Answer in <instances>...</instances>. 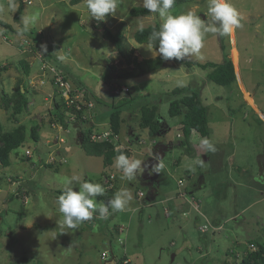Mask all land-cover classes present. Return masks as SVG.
<instances>
[{
    "label": "rangeland",
    "instance_id": "obj_1",
    "mask_svg": "<svg viewBox=\"0 0 264 264\" xmlns=\"http://www.w3.org/2000/svg\"><path fill=\"white\" fill-rule=\"evenodd\" d=\"M231 2L242 17L243 27L235 34L246 88L238 77L233 84L219 85L208 78L211 67L194 64V61L220 63L224 55L222 44L229 53V37L221 41L212 34L207 35L199 58L170 60L176 65L164 62L167 65L164 72L124 75L125 58L144 62L153 57L148 43H139L134 38L139 25L161 24L158 15L130 14L132 7L142 6V0H120L116 16L109 15L103 22L89 16L85 0L74 5L70 0H32L31 4H23L19 20L15 14L20 1L0 0V19L12 27L0 26V122L4 130H12L18 124L27 126L25 142L10 154L11 164L0 165V264H102L101 254L105 250L109 255L105 264H112V251L118 257L127 253L132 264H224L228 254L230 261L238 264L249 243L264 244V178L259 177L258 165V156L264 152V113L260 112V117L245 101L246 98L253 104V98L264 112V0ZM189 10L206 19V0L175 5L173 14ZM33 17L26 29L23 20ZM97 24L114 33L123 32L124 57ZM38 44L39 51L46 47L43 56L51 58L50 65L59 66L74 85L82 82L90 86L91 94L97 96L98 107L102 109L94 117L97 132L108 127L101 122H109L113 100L117 104L130 95L133 97L123 108L125 121L118 137L121 143L131 146V156L145 161L152 142L164 145L161 155L164 168L156 173L153 185L143 182V174L137 181L121 180L115 160L113 166H106L103 156L87 153L78 143L79 131L72 123L67 124L69 132L58 130V136L65 139L61 146L56 138L50 143L33 140L31 128H37L42 119L46 120L38 132H55L48 123L49 118L51 122L54 120L49 114L54 73L49 68L43 69L42 58L34 54L32 46ZM133 47L137 56L132 53ZM233 55L237 65L236 50ZM60 56L65 59L60 60ZM25 59L31 61L32 75H38L32 80H44L43 84L36 82V90L29 83L31 77L24 78L25 97L28 104L33 101L29 110L37 114L38 120H31L28 106L13 119L12 108H5L1 100L3 91L12 92L14 76L20 73L19 61ZM123 86L130 87V92L115 95V88ZM186 86L197 90L208 107L211 133L205 137L215 143L214 153H204L197 139L203 136L198 132L184 136L181 117L170 115L171 101L180 97L171 91ZM31 89L37 92L32 93ZM143 105H157L160 133L151 135L148 129L140 127ZM27 149L32 152L30 157L25 155ZM201 159L202 165L193 163ZM109 173L115 174L117 186L97 200L107 203L117 190L129 188L134 198L130 210L114 213L107 220L94 217L76 230L61 227L63 217L56 198L65 181L81 176L105 187V176ZM19 177L18 185L8 180ZM179 179L184 182L181 189L187 192L188 199L189 192L194 191L198 209L179 195ZM73 187L78 190L76 182ZM19 188L22 191L18 193ZM139 190L144 193L141 199L137 197ZM154 192L156 203L150 206L148 199ZM168 197L173 199L167 201ZM202 225H208L209 229L201 232ZM211 225L217 228L212 229ZM121 226H125V232L118 230ZM24 257L29 261L20 263Z\"/></svg>",
    "mask_w": 264,
    "mask_h": 264
},
{
    "label": "clouds",
    "instance_id": "obj_2",
    "mask_svg": "<svg viewBox=\"0 0 264 264\" xmlns=\"http://www.w3.org/2000/svg\"><path fill=\"white\" fill-rule=\"evenodd\" d=\"M87 12L97 21H105L107 16L115 17L120 7V0H85ZM206 19H202L196 11L189 10L180 14H173L176 0H142V6L153 16L158 15L161 20L159 29H153L149 36L148 48L152 56L168 61L175 59L183 61L189 58H199L201 50L205 47L208 34L218 38L231 37L237 29L243 27L242 17L231 0H206ZM34 17L25 18V28L33 22ZM143 31V25H139ZM42 46L41 54L46 52ZM60 60L65 57L60 56ZM131 83V82H130ZM199 146L204 153L215 152L216 146L209 137H198ZM154 161L151 167L138 157L121 153L115 157V167L121 173L120 179L128 182L137 181V178L148 171V174L161 173L164 168L162 158L158 153L151 154ZM202 165L204 161H193ZM73 182L78 184V190L73 187ZM107 189L100 183L73 176L65 181L62 193L56 198L58 212L63 220L61 227L76 230L81 224L92 220L94 217L107 220L114 213L130 210L133 195L129 188L117 190L107 203L98 201V197L106 194ZM98 214V215H97Z\"/></svg>",
    "mask_w": 264,
    "mask_h": 264
},
{
    "label": "trees",
    "instance_id": "obj_3",
    "mask_svg": "<svg viewBox=\"0 0 264 264\" xmlns=\"http://www.w3.org/2000/svg\"><path fill=\"white\" fill-rule=\"evenodd\" d=\"M83 0H70L71 4H78ZM189 0H176L175 5L181 4ZM174 5V6H175ZM22 12V6H19L15 19L19 20L20 14ZM132 16H142L149 14L147 9H144L143 6H135L130 10ZM0 26L6 28H12L10 24L2 21L0 19ZM97 26L101 27L100 24ZM160 24H154L147 27H143V31L139 29L135 32L134 38L139 43H149V36L153 29L158 30ZM103 35L109 41L115 44L117 48V53L124 57L122 52V46L124 42L123 32H112L108 27L102 26ZM222 41V38H220ZM34 50V46H32ZM221 48L224 50V59L222 62L217 63L215 61H207L205 63L194 61L195 65H198L201 68L211 67L212 70L208 74V78L219 84V85H230L237 82V75L235 72L234 63L225 51L223 44ZM132 53L134 54L135 48L133 47ZM235 56V55H233ZM235 58V57H234ZM125 68L124 75L128 77L135 75H142L156 72L162 67H164L165 60H162L160 57H152L145 59L144 62H137L134 59L125 58ZM132 64V66H131ZM24 92L20 86H18L17 94L15 97L8 95L7 93H2L1 100L5 108H12L11 117L16 119L17 115L22 113L24 109L28 106V101L25 97L27 91L24 86ZM172 94H180V97L174 99L170 103L169 112L171 116H180L181 117V130L184 136L188 137L192 131L198 132L203 137L209 136L210 126L208 118V107L201 101L200 94L197 90L193 89L191 86L186 87H176L171 91ZM133 101V97L130 95L128 99H123L117 104H112V110L109 114V123L111 129L119 135L121 131V125L123 122L122 111L129 102ZM58 111L57 117L58 121L64 123L67 126L66 115L67 111L62 108L60 104H56ZM140 127L146 128L149 130L151 135H156L160 133L161 130V121L158 116V107L157 105H143L141 107V116H140ZM81 118V116H80ZM81 131H80V140L82 141V147L86 150L87 153L92 155L103 156L104 164L106 166H112L115 160V157L121 153H125L129 156L132 155V148L124 150H115L114 145L111 142L107 141H93L91 135L94 132V125L89 119H82L80 122ZM27 136V127L25 124H18L12 130H4L2 123L0 122V165L7 167L11 164L10 154L12 151L19 148L26 140ZM31 136L35 141H38L37 129L31 128ZM51 164V163H49ZM63 190H58L57 193L61 194ZM257 245V250L254 252H249L244 255L241 259V262L238 264H264V244L254 241ZM253 242V243H254ZM231 254L235 255L231 251ZM236 257V256H235ZM127 258V257H125ZM123 259H119L116 264H123ZM29 259L24 257L19 260L20 263H26ZM224 264H235L229 261H226Z\"/></svg>",
    "mask_w": 264,
    "mask_h": 264
},
{
    "label": "built area",
    "instance_id": "obj_4",
    "mask_svg": "<svg viewBox=\"0 0 264 264\" xmlns=\"http://www.w3.org/2000/svg\"><path fill=\"white\" fill-rule=\"evenodd\" d=\"M8 2H15V0H7ZM21 4H31L32 0H19ZM41 34V33H40ZM30 47V48H29ZM28 48L31 49V45H28ZM27 48V49H28ZM41 54V53H40ZM42 60H43V69L49 68L50 71L54 73V77L52 79V86L53 90L52 93L49 94V100H50V109H49V114L51 117L54 119L52 122V125L56 128H58L61 131H66L69 132L68 126H65L64 123H61L58 121L57 117V111L58 108L56 104H60L62 108L65 110L67 113L66 119L67 124L72 123L73 125L76 126V129L79 131L78 132V143L82 145V141L80 140V131H81V126L80 122L82 119H92L93 118V108L95 106V102L91 97V91L86 88L85 86L82 85H74L71 81H69L67 75L64 73L63 70L59 68V66H53L50 65L51 59L47 55L43 57L41 55ZM37 82V81H36ZM40 83H44V80L38 81ZM130 92V87L128 86H123L121 89L115 88L114 93L115 95H122V94H127ZM81 116V118H80ZM91 139L93 141H107L111 142L114 145L115 150H124L131 148V146L121 143L119 141V137L114 131L109 127L107 130L103 132H93L91 135ZM59 141L61 143L65 142V139L63 137L59 138ZM141 142V141H140ZM26 157H30L32 155V152L27 149L25 151ZM51 160H55L54 157H52ZM50 161V160H49ZM51 163V162H50ZM115 174L114 173H109L105 176V188L107 190L113 189L115 187ZM9 181H12L13 185H18L20 182V177L19 179H11L8 178ZM184 182L182 179L178 180V186L180 188L179 195L181 197L187 198V192L185 190H182L181 188L183 187ZM21 188H19L18 193ZM144 196L143 191L139 190L137 192V197L141 199ZM26 199V197H25ZM190 199V200H189ZM187 198V201L189 204L194 207L195 209L199 208V203L195 201L194 197ZM187 215V213H184ZM212 229H216L217 227L214 225H211ZM209 229L208 225H202L200 226L201 232H206ZM120 232H125L126 228L125 226H121L118 229ZM257 250V245L255 243H249L248 244V250L246 251V254L249 252H254ZM108 252L104 251L101 254V258L107 259L108 257ZM240 256L239 253L236 254V258ZM123 264H132V260L129 258H124L123 259Z\"/></svg>",
    "mask_w": 264,
    "mask_h": 264
},
{
    "label": "crops",
    "instance_id": "obj_5",
    "mask_svg": "<svg viewBox=\"0 0 264 264\" xmlns=\"http://www.w3.org/2000/svg\"><path fill=\"white\" fill-rule=\"evenodd\" d=\"M80 3H82V1L80 2ZM79 3V4H80ZM19 6H22V8H23V4H21V3H18V8H19ZM142 16H144V15H142ZM138 17V16H137ZM139 17H141V16H139ZM51 41V40H50ZM39 42V41H38ZM229 42H230V44H231V48H230V51H229V53L228 54H230V56H231V58H232V60H233V62H234V65H235V72H236V75H237V77H238V79L243 83V85H244V87L246 88V86H245V83H244V80H243V77H242V71H241V66H240V52H239V50H238V47H237V41H236V34L234 33L231 37H229ZM34 46V50H33V52H34V54H38L39 56L38 57H40V58H42L41 57V54H39L40 53V51H39V44L38 45H33ZM32 49V48H31ZM234 50H236V52H237V65L235 64V61H234V56H233V52H234ZM225 51H226V49H225ZM134 55H138V52H137V50L135 49V52H134ZM44 57V56H43ZM50 58V57H49ZM51 59V58H50ZM224 59V55H223V58H222V60ZM222 62V61H221ZM19 64H20V68H19V75H17V74H15V82H14V85H13V88H12V92L10 93V94H8V95H10V96H12V97H15L16 96V94H17V90H18V86H20L21 87V89H22V92H24L25 90H24V78H25V76L29 79L30 77H31V80L29 81V83L31 84V86L33 87H36V90H37V86H36V81H34V80H32V79H34L35 77H37L38 75L37 74H34V76L32 75V64H31V61H30V59H25V60H20L19 61ZM172 65H176V63L175 64H172ZM238 66V67H237ZM165 67H167V65L165 64L164 65V67H162V69H160V70H158L159 72H164V70H166L165 69ZM66 73V72H65ZM25 74V75H24ZM67 75V74H66ZM68 77V76H67ZM69 78V77H68ZM37 83H39V82H37ZM77 85H82V86H85V87H87L88 89H90V86H88V85H86V84H84V83H82V82H78L77 83ZM131 90V89H130ZM247 90V89H246ZM4 92V91H3ZM31 92L32 93H34V92H37V91H33V89H31ZM247 92H248V94H249V96L252 98V96L250 95V93H249V91L247 90ZM4 93H6V92H4ZM127 95V94H126ZM94 93H92L91 94V97H92V99L94 100V102H95V106H94V108H93V110H92V112H93V118L92 119H90V121H91V123H93V125L95 126V120H94V117L95 116H97V115H99V111H101L102 109L101 108H99L98 107V102H97V100H99V99H97V96H94ZM102 96V95H101ZM244 96V95H243ZM103 97V96H102ZM99 98H100V96H99ZM104 98V97H103ZM244 98H245V96H244ZM96 99V100H95ZM245 101L250 105V107L252 108V110L255 112V113H258V115L261 117V115H260V112H262V113H264L257 105H256V103H255V101H254V99L252 98V101H253V104H251V103H249V101L245 98ZM32 102L33 101H29V104H28V114H30L31 115V120H33V119H35V118H37L36 116H37V114H35L34 113V111L33 112H31L29 109H30V105L32 104ZM109 103V102H108ZM112 104H116V102L113 100L112 101ZM111 104V105H112ZM135 112H133V114H134ZM138 114H139V111H138ZM122 118H123V122L125 121V118L123 117V111H122ZM102 118L103 117H105V115H103V116H101ZM48 119V118H47ZM35 120H38V119H35ZM46 119H42V120H40V122L41 123H43L44 121H45ZM122 122V123H123ZM41 123H40V125H41ZM48 123H49V125L51 126V130H53V131H55V132H49L48 131V133L47 132H45V133H41V132H38V128L40 127V125L39 126H37V133H38V137H39V139H38V141L39 142H42L43 140L46 142V143H50L51 142V140H54V138H56L57 139V144L59 145V146H61V144H60V141H59V138H60V136H58V134H60V132L58 131L59 129L58 128H56V127H54L53 125H52V122H51V119L49 118L48 119ZM101 124H103L104 126H108L107 128H106V130L110 127V123L109 122H106V120H103V122H101ZM182 126V124H181V121H180V127ZM27 127V126H26ZM33 127V126H32ZM93 131L94 132H97L96 131V129L94 128L93 129ZM62 137V136H61ZM43 139V140H42ZM34 140V139H33ZM54 143H56V142H54ZM157 146H159L160 148L162 147V150L164 149V145L163 144H158V145H155L154 144V142H152L151 143V147H149L148 148V150H147V153H146V156H147V159H146V162L148 163V161H150V159L152 158L151 156H149L150 154H151V150L153 151V153H156V151H160V150H156L157 149ZM41 158V160H42V157H40ZM113 166V165H112ZM245 170V169H244ZM246 171V170H245ZM145 174V173H144ZM144 174H143V176H142V180H143V182L145 181L146 182V184H149V185H153V183H154V181H155V175L154 174H151V175H147V176H144ZM180 180V179H179ZM116 186H117V184H116ZM115 186V187H116ZM154 191H156L157 192V189H154ZM189 194L191 195L190 197H194V191L193 190H191L190 192H189ZM154 197H155V192L154 193H152L151 194V198H149L148 200H149V203H150V206L151 205H153V204H155L156 202L153 200L154 199ZM189 197V198H190ZM173 198L172 197H168V200L167 201H169V200H172ZM186 202L189 204V202L187 201V199H186ZM190 205V204H189ZM191 206V205H190ZM106 251V250H105ZM112 251V250H111ZM104 252V251H103ZM175 256H176V254H175ZM125 257H127V258H129V255L127 254V253H125V254H123L121 257H118L117 255H115V253L112 251V256H111V259L113 260L112 261V264H116L117 263V261L119 260V259H122V258H125ZM228 258L226 259V261H229V262H231L230 261V259L231 258H229V254H228V256H227ZM108 258V257H107ZM130 259V258H129ZM101 261H102V264H105L108 260L107 259H102L101 258Z\"/></svg>",
    "mask_w": 264,
    "mask_h": 264
},
{
    "label": "water",
    "instance_id": "obj_6",
    "mask_svg": "<svg viewBox=\"0 0 264 264\" xmlns=\"http://www.w3.org/2000/svg\"><path fill=\"white\" fill-rule=\"evenodd\" d=\"M166 62H171L170 60L166 61ZM172 64H174L173 62H171ZM156 150H160V151H156V153H158L161 157V155L163 154V150L162 147L160 148L159 146H157ZM158 163V161H154L152 158L149 161V166L151 167L152 164ZM258 165H259V177L262 179L264 178V152H262L259 156H258ZM154 175H156V173H153ZM174 255L172 256V260H174Z\"/></svg>",
    "mask_w": 264,
    "mask_h": 264
},
{
    "label": "flooded vegetation",
    "instance_id": "obj_7",
    "mask_svg": "<svg viewBox=\"0 0 264 264\" xmlns=\"http://www.w3.org/2000/svg\"><path fill=\"white\" fill-rule=\"evenodd\" d=\"M148 164H149V161H148ZM147 175H148V171H145L144 176H147ZM144 183H146V182L144 181Z\"/></svg>",
    "mask_w": 264,
    "mask_h": 264
}]
</instances>
